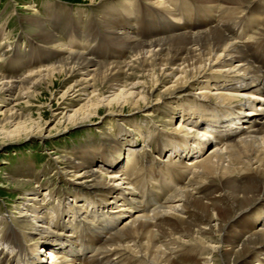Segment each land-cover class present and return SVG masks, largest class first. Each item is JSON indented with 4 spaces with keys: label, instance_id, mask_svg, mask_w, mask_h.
Here are the masks:
<instances>
[{
    "label": "bare ground",
    "instance_id": "obj_1",
    "mask_svg": "<svg viewBox=\"0 0 264 264\" xmlns=\"http://www.w3.org/2000/svg\"><path fill=\"white\" fill-rule=\"evenodd\" d=\"M109 3L106 10L115 17L108 19L104 34L103 23L95 26L100 28L95 32H80L81 18L72 22L76 27L67 26L72 30L71 41L80 44L85 36L89 57L58 44L42 18L25 19L36 27L41 41L55 45L47 51L59 52L60 47L62 56L54 65H41L21 78L0 77V102L6 100L10 106L0 112V136L6 137L0 146L22 134L26 140L51 137L53 133L41 132L45 128L32 114L18 109L21 104L30 105L31 99H40V87L51 89L65 83L58 100L61 112L53 116H60V124L63 119L69 121L64 132L98 117L102 109L120 116L126 111L148 112L155 104L167 115L182 117L179 125L171 120L172 131L156 139V153L169 148L170 159L164 169L155 171L156 178L142 174L135 161L119 164L118 138H111V149L103 155L86 147L78 151L79 157H62L66 180L73 174L69 181L75 190L74 202L69 206L68 192L57 206L33 199L27 211L34 221L26 214L19 221L25 224L18 225L22 228L14 220L4 222L0 244L9 250L0 247V264H181L177 255L184 260L185 254H196L197 248L191 247L196 245L203 256L195 255L191 264H264V109L255 108V103L264 106V9L260 2ZM74 29L82 34L76 36ZM99 45L109 46L111 54L106 59L93 55L92 48ZM133 78L146 81L131 85ZM98 82L109 94L102 100ZM236 82L244 83L238 86ZM81 93L86 98L68 115L70 100ZM189 96L194 104L182 103ZM20 99L24 102L17 103ZM173 100L178 108L173 107ZM228 118L247 123L240 127L230 121L234 126L216 131L212 140L204 131V137L193 138L195 145H189L194 133L188 129L200 132L204 122L223 124ZM128 150L132 155L135 149ZM98 162L107 168H98ZM80 189L86 191H76ZM90 192L99 196L94 198ZM48 206L53 215L48 214ZM26 237L35 241L27 243ZM38 247H46L44 251H50L54 260L48 263L47 253L40 256ZM186 247L194 252L185 251Z\"/></svg>",
    "mask_w": 264,
    "mask_h": 264
},
{
    "label": "rangeland",
    "instance_id": "obj_2",
    "mask_svg": "<svg viewBox=\"0 0 264 264\" xmlns=\"http://www.w3.org/2000/svg\"><path fill=\"white\" fill-rule=\"evenodd\" d=\"M262 1L264 0H257V2H260L261 7H264V2L262 3ZM114 2L115 0H98L96 3H89L85 0H0V77L8 80L18 79L32 72V70H39V68L43 67L41 65L50 67L61 59L60 47H57L59 50V52L57 51L58 53L55 51L48 52L47 50L55 48V45L41 41L39 37L35 35L36 27L31 26L25 19L31 18L32 16L42 18L47 29L58 37L60 41L58 44L62 43V47H66L68 50L82 51L89 57L91 50L87 51L89 47L87 48L88 44H85V36H82L79 40L80 44L71 41L70 31L72 30L67 26L70 24L73 26L75 20L81 18L80 20L83 22L78 27L81 28L79 29L80 32H84L85 35L90 30L95 32V30H100V28L95 29V26H100V24L103 23L104 25H101V30L104 29L101 31V34H104L106 31L105 29L109 27L108 19L113 16L111 17V20H113L115 17L113 12L109 15L111 10L106 9L108 3L111 4ZM129 2H131V0H129ZM99 15L103 16L100 18ZM67 17H69V20H67ZM103 18L105 19L103 20ZM73 21L74 23H72ZM93 21L97 22V24ZM74 27H76L75 24ZM73 31H75L76 36L82 34L75 29ZM68 50L64 51L66 52L64 54L65 56L69 55L70 51ZM92 51L93 55L100 56L99 58L101 59H106V57L111 54L109 46H95L92 48ZM64 55L63 57H65ZM46 66L44 68H46ZM139 79L133 78L129 83L135 85L138 82L143 83L146 81V79ZM97 84L98 87L101 88L99 94L103 95L100 100H102L104 96H109V94L104 93L107 90L102 88L99 82ZM238 84L240 85V83H237V85ZM54 87L51 89L40 87V99H31L30 105L25 106L21 104L18 109L25 115L32 114L33 119L35 121L38 120L37 122H39L40 128H45V130H41V132L46 134L51 132L53 133L52 136L48 138H31L26 140L24 139V134H22L19 138L12 136L11 139H14V141L5 142L3 146H0V228H2L4 222L12 220H14L13 222H15L18 228L24 227L23 225L25 224L19 221H23V216L26 214L29 221H34V219L31 218L32 213L31 211H27V207H31V205L33 207L36 200L50 202L52 205L54 204V206H57L59 203L50 200V194L56 192L54 189H57L59 192L62 191L60 195L68 192L70 196L72 195L71 197L73 199L75 190H73V192L72 189H70L73 184L69 181L73 174H69L67 176L69 179L66 180L67 170L63 162H61L62 157H79L80 153L78 151L81 148L83 151H86V147H90L93 152H99L102 148H107L109 144H112L111 138H118L124 142L123 137L126 136V132H135L137 126L138 128L147 129L150 133H153L156 127L165 129V132H171L172 126L169 124L171 120H176L175 123L177 125L182 123V117L179 119L177 115H167L164 113L163 107L161 108L160 105L154 104L148 112H146L145 109L139 112L126 111L120 116H116L118 114L117 111L114 113L112 110L102 109L98 117L90 119L89 122L86 121L85 124L71 128L69 126L68 129L66 128L67 131L64 132V127L69 125V121L63 119L60 124V116L55 118L53 116L57 113L59 115L61 112V104L58 100L63 95L67 84L60 83ZM194 89H198V87L194 86ZM86 96L87 95L84 93H81L73 100H70V104L68 105L69 112L67 114H74L73 112L83 103L80 100L85 99ZM187 98L188 97L185 98V102L191 100L190 96L188 99ZM173 101L175 104L173 105L171 103V105L177 107V100ZM23 102L24 101L20 99L17 103ZM0 104L5 105L3 109H0V112L10 107L6 100H1ZM250 104L251 103H248V105ZM165 105L171 106L166 103ZM171 117H173V119H171ZM173 126L177 127L176 125ZM133 137L137 140L140 157L146 159V155L143 154V148H141V138L139 134H134L132 138ZM5 138L4 136H0V144ZM6 143L8 144L6 145ZM143 143L144 141H142V144ZM94 168H97V166ZM117 176L119 177L120 175ZM72 180H74V177H72ZM82 190L83 189L79 192L83 193L84 191ZM76 191L78 192V190ZM26 239L30 241V243L35 241L33 237H29L31 240L27 237ZM193 247L197 248L195 253L198 256L200 254L203 256L201 251L199 252L201 247L198 245ZM204 256L209 257L210 254H204ZM177 259L179 260V258ZM179 262L181 261L179 260ZM181 263L191 264L193 261L187 260Z\"/></svg>",
    "mask_w": 264,
    "mask_h": 264
}]
</instances>
